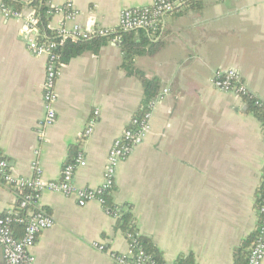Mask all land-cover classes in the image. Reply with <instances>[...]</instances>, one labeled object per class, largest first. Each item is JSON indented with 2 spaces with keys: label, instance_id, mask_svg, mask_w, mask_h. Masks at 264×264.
<instances>
[{
  "label": "crops",
  "instance_id": "1",
  "mask_svg": "<svg viewBox=\"0 0 264 264\" xmlns=\"http://www.w3.org/2000/svg\"><path fill=\"white\" fill-rule=\"evenodd\" d=\"M33 1L27 0L23 18L33 16ZM41 1L52 10L48 29L57 35L75 25L115 31L123 10L153 2L72 0L75 16L67 19L65 0ZM200 5L167 14L157 34L145 31L162 47L152 57L136 58L135 68L160 82L161 99L146 138L119 164L110 197L115 208L132 215L138 235L152 242L162 261L234 264L235 251L257 226L264 133L245 102L214 88L211 79L216 71H234L264 102V0ZM33 37L37 32L23 21L0 15V152L13 176L33 177L30 165L37 161L47 181L58 179L65 164L81 155L85 165L75 170L73 184L96 189L113 140L140 113L141 83L121 68L122 54L111 41L96 54L72 58L59 68L55 121L40 138L45 58L29 51ZM17 197L0 180V215L15 208ZM32 211L53 221L30 249L36 264H113L112 255L128 251L117 220L96 202L79 207L72 197L44 192ZM13 231L21 238L20 227Z\"/></svg>",
  "mask_w": 264,
  "mask_h": 264
},
{
  "label": "built area",
  "instance_id": "2",
  "mask_svg": "<svg viewBox=\"0 0 264 264\" xmlns=\"http://www.w3.org/2000/svg\"><path fill=\"white\" fill-rule=\"evenodd\" d=\"M23 6L27 0H18ZM192 0H153L152 4L142 8L125 9L120 13L118 25L115 31H109L101 27H90L75 25L70 31L60 30L58 37L60 44L67 36L80 40H91L95 37H111L110 41L118 43L119 32H133L144 30L157 34L167 14L177 11L186 3ZM66 18L73 19L75 13L72 10V0H65L64 5ZM0 15L5 19L21 20L25 27L32 32L36 30V19L34 16L23 18V11H11L5 5H0ZM55 44H37L33 37L28 42V49L35 57L45 58V74L43 82V107L45 116L39 124V136L42 131L50 127L55 121L54 106L57 102L55 83L59 70L56 67V58L51 54ZM214 88L225 93L233 94L243 100L248 98L252 105L259 108L264 114V102L250 94L241 83L240 77L234 71H216L211 79ZM166 91H164L165 93ZM161 99L158 96L157 102ZM153 106L141 116L133 117L129 126L122 134L113 140L106 156V164L102 174V183L96 189H78L73 184V175L77 168L85 165L81 155L68 164H65L61 174L56 180H45L42 169L37 161H33L30 170L33 177H16L9 172L8 162L0 152V180L17 193L15 208L0 215V247L5 264H36L35 257L30 253L39 233L50 229L53 226L51 218L41 211H32L40 196L44 192L56 193L65 197H72L79 207H84L90 202L98 203L106 214L115 220L119 218V210L108 211L105 209L103 196L109 194L115 183V175L120 163L124 162L132 151L142 144L150 128V118ZM98 112L87 121L83 136L89 137L96 123ZM261 215L258 218L255 228V238L249 248L246 264H262L264 260V201L263 206L257 212ZM14 227H20L21 238L15 237ZM138 235V234H137ZM126 233L125 240L128 244V251L125 254L112 255L113 264H170L164 261H156L147 255L136 242L138 236ZM93 248L103 251V246L93 244Z\"/></svg>",
  "mask_w": 264,
  "mask_h": 264
},
{
  "label": "trees",
  "instance_id": "3",
  "mask_svg": "<svg viewBox=\"0 0 264 264\" xmlns=\"http://www.w3.org/2000/svg\"><path fill=\"white\" fill-rule=\"evenodd\" d=\"M201 0H192L184 5V7L200 8ZM4 5L11 11H21L23 9V4L18 0H3ZM33 10V16L36 19V30L37 37H35L37 44L49 45L55 44V46L50 50L56 58V67L59 68L67 64L72 58L79 56L85 52L96 54L98 50L108 43L111 37L101 38L95 37L91 40H80L66 38L60 44V38L56 31H50L48 29L49 15L52 10L42 3L41 0H34L29 5ZM119 37L118 47L122 54L121 68L129 75L136 77L143 89V100L141 103V110L138 116L148 112L150 107L153 108L157 104V99L160 93V82L157 79H148L146 76L135 68V59L142 56L152 57L156 55L161 47V42L153 43L148 40L147 35L144 30L133 31V32H119L116 34ZM245 102L247 111L251 113L261 124L262 131L264 133V114L259 108L252 105V101L248 98H243ZM77 158V157H76ZM75 158V159H76ZM73 159V161L75 160ZM69 160L67 163L73 162ZM262 177L260 185L256 191L255 195V209L256 213L263 206L264 201V166L261 170ZM111 192L103 196L105 201V209L108 211H113L115 206L111 202L110 197ZM119 210V218L117 219V228L121 230L123 234L129 233L132 235H137V230L134 225L133 217L128 212L125 211L124 207ZM129 210V209H128ZM258 218L261 215L257 214ZM136 242L142 248V250L152 259L156 261H162L159 252L156 250L152 242L144 237L137 235ZM255 233L248 237L241 246L234 253V264H246L247 256L249 254V248L255 238ZM176 264H186L183 260H178ZM192 264V263H191Z\"/></svg>",
  "mask_w": 264,
  "mask_h": 264
}]
</instances>
